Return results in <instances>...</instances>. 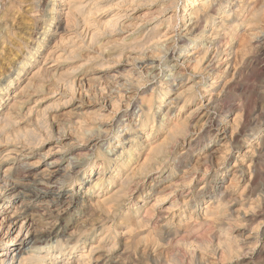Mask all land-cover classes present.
I'll list each match as a JSON object with an SVG mask.
<instances>
[{
  "label": "rangeland",
  "instance_id": "1",
  "mask_svg": "<svg viewBox=\"0 0 264 264\" xmlns=\"http://www.w3.org/2000/svg\"><path fill=\"white\" fill-rule=\"evenodd\" d=\"M86 1L88 5H84ZM86 1L72 2L80 6L75 10L76 18L72 16L67 18L69 27L66 34L56 35L44 50H39L36 60L34 62L29 60L33 65L28 62L24 65L27 68L22 72L25 80L23 84L28 82L32 71L42 69L43 71L39 73L41 75L32 79L33 83L37 80V83L43 86L39 88L35 83V86L27 87L24 93L19 95L22 106L19 109L4 110L8 116L13 112L14 114L9 117L13 118V123L7 128L8 133L6 130L2 137L0 136V187H2L0 190L3 191L0 193V237L2 239L7 237L12 221L29 219L32 216L35 218L34 228L48 231L51 234V245L57 246L52 253L56 256L58 254L59 257L55 264L72 262L78 259L81 253H88L91 246L101 247L97 255L100 260L96 262L94 258L89 264H264V21L256 40L247 41L243 51L238 49V43L224 46L226 43L221 39L224 37L222 32L214 34V37L206 42V46L211 47L210 50L206 54L203 53L205 57L204 55L200 57L198 69L194 70L191 68L193 65L187 67L179 55L187 51L186 43L192 44L196 41L199 31L191 34L192 39L188 40L181 36L182 31L179 30L168 42H165L168 36L164 35L163 31L159 35L160 38H156L160 42L158 46H149L144 50L136 49L133 52L131 48H127L131 38H142L145 32L154 30L160 23L166 24L172 19L175 11L180 22L179 14L185 0H126V4L131 7H138L131 19L135 24L128 29L125 26L109 25L110 28L106 23L110 16L103 14L100 17L94 13L96 9L97 12L102 10L101 7L111 0ZM216 1L218 5L223 6L219 12L221 16L230 13L231 9L235 10L226 4L228 0ZM67 2L68 0H65V3ZM52 3L51 0H0V88L10 78H15L19 73L20 62L29 52L35 50L33 38L45 24L48 9H55L51 10L52 16L56 15V11L65 12L68 7L61 5V0H53ZM218 5L214 6L216 9L201 12L203 25L206 24L209 13L215 12ZM225 6L227 10L224 9ZM196 7L192 5L189 18ZM60 8L64 11H59ZM121 8L126 6L123 5ZM243 8L244 6L236 8L233 13L235 18L239 14L238 11H242ZM118 11L120 10H116ZM65 21L59 19V23L63 25ZM50 23L54 25V22ZM103 24L108 27L105 29ZM53 25L50 28L53 29ZM173 25L174 23L171 26ZM175 27L173 30H178L176 24ZM246 28L247 25L244 24L241 31L244 32ZM246 34L239 38L240 42L244 40ZM71 39L73 42H70ZM97 43L101 44L100 47L106 44L105 50L99 48L102 50L99 52ZM249 44L253 45L250 50ZM53 49V54L50 53L52 57L50 54L49 57L47 54ZM224 49L222 57L227 58L229 62L226 65L229 66L228 79L225 80L227 85L217 105L212 106L214 108L210 114V123L206 127L198 128V132L191 137V144L187 142L190 141L189 138L172 148L159 171L156 169L142 176V171L138 170L126 188L120 205L116 206L110 201L107 203L109 207L111 206L109 208L98 202V198L106 194L107 190L96 186L95 182L101 176L97 173L104 172L101 177L105 183L114 178L119 169V162L124 160L123 157L118 159L117 157L122 145L128 141V136L136 137L139 143H136L133 151L131 150L137 159L141 152L138 163L154 140L145 139L150 131L144 133L141 128H134L130 135L124 137L121 146L113 148L117 143L114 139L119 133L118 128L124 119L135 122L130 120L138 118L139 112L143 114L146 110H142L144 97L150 96L149 92H153L155 94L153 114H156V124L160 130L153 131L152 137L155 134L157 137L164 136L168 130L165 126L167 111L174 106L172 109L175 113L174 102L181 104L180 99H175L178 91L200 81L197 93L202 94L214 76L207 77L208 75L203 73V67L213 58L216 51L221 52ZM129 54L135 59L130 58ZM49 68L48 79L46 75ZM180 84H183V87H180ZM168 85L174 91L170 94L169 100L164 102L167 106L158 111L157 101H160L159 96L164 94V88ZM13 90L11 89L9 93H13ZM191 105L192 103H188L182 112L187 114ZM88 117L92 120L90 121ZM93 118L96 120L93 121ZM14 126L21 128L16 129ZM90 126H93V129L87 128ZM24 127L33 133L27 135ZM85 127L87 130H84ZM107 128L111 129L110 136H106ZM138 130L142 131L139 135L134 133L139 132ZM115 132L116 134L112 136ZM107 137L113 140L111 144L108 143ZM105 157L109 159L104 161ZM52 161L58 162L62 173L54 179V186L46 185L49 188L44 193L5 189L13 180L24 182L23 178L28 173L31 178H35L28 182L37 185L47 184L49 176L41 174V171L44 167L51 169ZM138 163L135 162L134 165ZM103 164L110 166L108 171H105L104 167L101 169ZM171 164L176 165L172 167ZM90 171H94L93 177H87L88 181L82 184V180L86 179L84 177L88 176ZM161 186L169 190L166 192L169 201L165 205L169 213L158 218H150L151 215H146L145 209L156 197V192ZM104 187L106 188V184ZM139 197L150 199L144 204L136 200ZM27 204L31 207L25 213L24 208ZM205 204H210L208 211L203 208ZM131 224L134 227L130 226ZM186 226L191 227L187 229ZM14 234H9L11 235L9 241ZM71 245L74 248L69 252ZM50 261L51 259H48V262Z\"/></svg>",
  "mask_w": 264,
  "mask_h": 264
},
{
  "label": "bare ground",
  "instance_id": "2",
  "mask_svg": "<svg viewBox=\"0 0 264 264\" xmlns=\"http://www.w3.org/2000/svg\"><path fill=\"white\" fill-rule=\"evenodd\" d=\"M53 0H51L52 3ZM74 0H68L67 3H65V0H61V5H68V7L66 8L65 12H58L56 11V15H52V11L51 10H55V9H48L47 14H46V19L44 21V25L39 29L38 33L36 36H34V46H35V50L33 52H29L28 55L24 58V60H22L20 62V66L18 68V74L15 76V78H10L8 81L5 82L4 85H2V87L0 88V136L2 134H4L7 130V128L9 126H11V124L13 123V118L10 119L8 116V113H5V109L11 110V109H19L22 105H21V98L19 99V95L26 90L27 87H32L35 86L37 83L36 82L33 83V79L32 78H36L37 76L41 75L39 74L40 69L31 72V76L28 77V82L26 84L25 80H24V76H23V71L25 70L26 67H24V65L26 64V62H28V64L33 65L32 62H34L36 60L37 54L39 50H44L47 45L51 42V40H53L52 38L55 37L56 35L59 34H63L68 31V27H67V23H69V19L67 20V18L69 16H72L73 18H76V13L79 9L80 5H74L72 2ZM81 1V0H80ZM86 1V0H85ZM89 1V0H88ZM100 1H107V0H99ZM177 1V0H176ZM196 1V2H195ZM185 0L184 3L182 4L181 10H180V22H178V14L177 11H175L174 15L171 16L172 19H170L166 24L160 23L154 30H149L148 32H145V34L143 36H141L142 38H138V39H133L131 38L130 41L127 43V48H131V52L136 51V49L139 50H144L145 48L149 47V46H158L160 45V42L158 40H156V38L159 37V35H161V33L164 31V35L168 36L167 40L165 42H168L171 38L175 37V34L180 30L181 32V36L186 38V39H192V35L195 31H199V36H196V41L192 44L186 43L185 45V49H187V51H183L179 57L182 58V61L184 63H186L187 67L193 65L194 70H197V63L200 61V57H202V55L206 54V52H208L210 50V48H208L206 46V42L210 40L211 37H214L213 35H218L219 33L224 35L223 39L224 42L226 43V45L224 44V46H229V44H237L238 43V49L242 50L244 45L247 46V41L251 42L256 40L257 38V34L260 28H262L263 25V21H264V0H231V1H226V4H229V6H231L232 8H234L236 10V8L239 7H243L242 11H238V16H236V18L234 17L235 14L233 15V13L235 12V10L231 9L230 13H226L224 14V16L220 15V10L223 6H221V4H217L216 0ZM221 1V0H220ZM93 2V1H92ZM133 2V1H132ZM137 2V1H136ZM146 2V1H145ZM73 5H72V4ZM81 3V2H78ZM77 3V4H78ZM127 1L126 0H111L109 2H107L106 4H104L101 8L102 10L100 11H96L94 10L95 14L97 16L106 14L108 16H110L111 18L106 19V23H108L107 25L112 26V27H116V26H125L130 28L131 26H133L135 23V21L132 23L131 19L132 17H134L133 15L135 14L136 10L138 9V7H131L130 5L126 4ZM140 3V1H139ZM151 3V2H150ZM167 3V2H166ZM172 3V1H171ZM87 4L84 3V5ZM92 4V3H91ZM52 6H54V4H51ZM58 5V4H57ZM88 5V4H87ZM96 5V4H95ZM94 5V6H95ZM125 5L126 8H121V6ZM133 5V4H132ZM169 5V4H168ZM192 5H196L197 7L192 11L191 14H193L192 16H190L189 18V13L191 11V7ZM218 5L217 10L215 12H210L209 16L206 17V24L203 25L202 22V18L203 16L201 15V12L204 11H208L209 9L215 8L214 6ZM224 5V4H223ZM157 6V5H156ZM165 6V4H164ZM177 6V5H176ZM63 7V6H62ZM66 7V6H65ZM86 7V6H83ZM81 7V8H83ZM163 9V6H161ZM179 8V6H177ZM11 8V7H10ZM174 8V7H173ZM9 8H5V10H7ZM13 9V8H12ZM39 9V8H38ZM85 9V8H84ZM93 9V8H92ZM158 9V8H157ZM216 9V8H215ZM226 9V6L224 8ZM230 9V8H229ZM4 10V11H5ZM57 10V8H56ZM64 11V9H59V11ZM91 10V9H90ZM116 10H120L118 12H116ZM239 10V9H238ZM12 11V10H11ZM92 11V10H91ZM90 11V12H91ZM161 11V9L159 10ZM158 11V12H159ZM222 11V10H221ZM17 12V11H16ZM81 12V11H80ZM116 12V13H115ZM157 12V10H156ZM179 12V11H178ZM229 12V11H228ZM245 12V14H244ZM86 14V12H84ZM205 13V12H204ZM207 13V12H206ZM79 14V12H78ZM1 15V14H0ZM90 15V14H88ZM155 15V14H154ZM81 16V15H80ZM86 16V15H84ZM105 16V15H104ZM10 17V16H9ZM8 17V18H9ZM78 17V16H77ZM88 17V16H87ZM154 17V16H153ZM170 17V18H171ZM85 18V17H84ZM82 17V19H84ZM137 18V17H136ZM219 18H221V20H219ZM59 19H64L65 21V25H63V23H59ZM75 20V19H74ZM98 20V19H97ZM54 22L51 24L50 22ZM72 21V20H71ZM70 21V22H71ZM100 21V18H99ZM101 21H103L101 19ZM105 21V20H104ZM137 21V20H136ZM147 21V20H146ZM83 22V20H82ZM97 22V21H96ZM73 23V22H72ZM70 23V24H72ZM143 23V22H142ZM174 23L173 26H171ZM141 24V23H140ZM178 26V30L174 29L173 27ZM247 25L246 30L243 32L241 31V28L243 25ZM54 26L53 29L50 28L51 26ZM106 25V24H105ZM105 25L103 24V26L105 27ZM107 26V27H108ZM109 26V27H110ZM75 27V26H74ZM105 27V29L107 28ZM166 27V28H165ZM111 28V27H110ZM137 28H138V24H137ZM135 28V29H137ZM114 29V28H113ZM166 29V32H165ZM245 29V28H244ZM258 29V31H256ZM112 30V29H111ZM132 30V29H131ZM262 30V29H261ZM98 31V30H97ZM108 31V30H107ZM134 31V30H133ZM152 31V32H151ZM7 32V31H6ZM113 32V30H112ZM132 32V31H131ZM261 32V31H260ZM97 33V32H96ZM94 33V34H96ZM99 33V32H98ZM97 33V34H98ZM101 33V32H100ZM99 33V34H100ZM110 33V30H109ZM244 33H247L244 37V40H242L240 42L239 38H243L242 35ZM7 34V33H6ZM64 34V35H65ZM93 34V35H94ZM96 34V35H97ZM129 34V33H128ZM172 34V35H171ZM8 35V34H7ZM72 35V34H71ZM95 35V36H96ZM263 35V34H262ZM95 36H92L95 37ZM98 36V35H97ZM96 36V38H98ZM194 36V35H193ZM222 36V35H221ZM68 38V37H66ZM75 38V37H74ZM95 38V39H96ZM160 38V37H159ZM263 38V37H262ZM5 39V38H4ZM60 39V38H59ZM94 39V40H95ZM166 39V38H165ZM261 39V38H260ZM164 40V37H163ZM2 41V40H1ZM4 41V40H3ZM77 41V40H76ZM96 41V40H95ZM98 41V40H97ZM117 41V40H116ZM121 41V40H120ZM161 41V40H160ZM70 42H73V40L71 39ZM100 42V41H99ZM223 42V43H224ZM240 42V43H239ZM263 42V41H262ZM6 43V42H5ZM5 43L3 45H5ZM66 43V42H65ZM78 43V42H76ZM91 43V42H90ZM111 43V42H110ZM109 43V44H110ZM113 43V42H112ZM246 43V44H245ZM255 43V42H254ZM259 43V42H258ZM73 44V43H72ZM79 44V43H78ZM77 44V45H78ZM98 44V43H97ZM100 44V43H99ZM99 48H104V46L100 45ZM174 44V43H173ZM176 44V43H175ZM2 45V44H1ZM75 45V44H74ZM165 45V44H164ZM167 45V44H166ZM217 45V44H216ZM262 45V44H260ZM66 46V45H65ZM81 46V45H80ZM168 46V45H167ZM218 46V45H217ZM216 46V47H217ZM222 46V44H221ZM220 46V47H221ZM250 48L248 50L251 49V46L253 47V45H250ZM264 46V45H263ZM3 47V46H2ZM62 47V46H61ZM106 47V46H105ZM171 47V46H170ZM174 47V46H173ZM213 47V46H212ZM233 47V46H232ZM258 47V45H257ZM256 47V48H257ZM116 49V48H115ZM217 49V48H216ZM231 49V48H230ZM69 50V49H68ZM67 50V51H68ZM74 49H72L73 51ZM81 50V49H80ZM101 49H99L98 51L100 52ZM105 50V48L103 49ZM129 50V49H128ZM160 50V49H159ZM238 50V51H239ZM246 49H244L245 51ZM264 50V47H263ZM71 53V50H69ZM68 51V53H69ZM78 51V50H77ZM107 51V50H106ZM113 51V49L111 50ZM130 51V50H129ZM161 51V50H160ZM171 51V50H170ZM243 51V50H242ZM52 52H54V49L51 50L50 52H48V56L50 57L51 54H53ZM74 53H76L75 51H73ZM102 52V50H101ZM105 52V51H104ZM215 52V49H214ZM225 49L221 52L216 51L215 55L213 56V58L207 63L206 61V65L203 67V73L207 74L209 76L214 75L211 78L210 81V85H208V87H206V89H204L203 93L198 94L197 93V85L198 83H200V81L194 83V84H189L190 86L188 87H184V89L182 88V90L178 91V95L175 99H180L181 100V104H176L174 102V104L176 105V111L175 113H173V109L174 106H171V109L167 111L166 114V119H165V126L168 127V130L165 131L166 134H164V136H159L157 137L156 134L155 136L152 137V132L155 131L156 129H158V131L160 130V128H157V124H156V119H155V115L153 114V104H154V99H155V94L152 92H149L150 96H145L144 100H143V108L142 110L146 109L143 114L139 112L138 114V118H132V120L130 121H135V122H129L127 121L128 119H124L125 121L123 122V124L120 126V128H118L119 133L115 136V142L116 145H113V148H118L119 146L122 145L124 137L127 135H130L129 133L134 129V128H141L142 130H144L143 132H147L150 133L146 136L145 139L149 140H153V142H151L149 149L145 152V154L142 156L140 162L138 163L137 161H139L138 159L140 158V154L141 152L138 154V159L137 157H135V155H133L134 152H131V150L133 151V149L136 146V143H138L137 138L136 137H129L128 136V141L122 145V148L120 149V153L119 156L117 157V159L119 157H123L124 160H122L121 162H119V169L116 171V175L114 176L113 179L109 180L108 182L103 181V178L101 177L103 175V171H98V175H101L100 178L98 179L96 183V186L99 187L100 189H106L107 192L106 194H104L102 197L98 198V202L103 203V205H107V203L110 201L112 203H115L116 206L120 205L121 202L123 201V196L126 193V188L128 187V185L131 183V181L133 180L134 176L137 175V171L139 170L142 174V176L148 174L149 172L156 170L159 171L160 170V166L163 165L165 163V160L167 157H169L170 153L172 152V148H174L177 144H182L184 142V140H187L190 138V141H187L188 144H191V137L192 135L194 136V134L196 132H198V128H203L206 127V125H208L210 123V114L211 111L214 107H212L214 104L217 105V103L219 102V99L221 97L222 92L224 91V89H226V85L227 82H225L226 79H228V70H229V66L227 65V58L222 57L221 53H224ZM246 52V51H245ZM242 52V53H245ZM46 53V52H45ZM51 53V54H50ZM81 52H79L80 54ZM98 53V52H97ZM204 53V54H203ZM50 54V55H49ZM72 54V53H71ZM149 54V53H148ZM157 54V52L155 53V55ZM226 54V53H225ZM235 54V53H234ZM237 54V53H236ZM46 55V56H47ZM120 56V54H118ZM122 55V54H121ZM130 55V58H132L133 56ZM159 55V54H158ZM232 55V54H231ZM244 55V54H242ZM94 56V55H93ZM141 56V55H140ZM52 57V55H51ZM86 57V56H84ZM117 57V56H116ZM160 57H162V54L160 55ZM205 57V55H204ZM47 58V57H46ZM76 58V57H75ZM108 58V57H107ZM119 58V57H117ZM134 58V57H133ZM142 58V57H141ZM211 58V57H210ZM229 58V56H228ZM48 59V58H47ZM135 59V58H134ZM164 59V58H163ZM28 60V61H27ZM32 61V62H29ZM45 60V59H44ZM137 60V59H136ZM161 61V60H160ZM45 62V61H44ZM60 64V63H59ZM104 64V63H103ZM102 64V66H103ZM229 64V62H228ZM262 64V63H261ZM101 65V64H100ZM185 65V66H186ZM203 66V65H202ZM261 66V65H260ZM24 67V68H23ZM171 67V66H170ZM231 67V66H230ZM41 68H46V67H42ZM186 68V67H185ZM202 68V67H201ZM190 69V68H189ZM30 70V69H29ZM46 70V69H45ZM49 70L48 69V74L46 75L47 78L49 76ZM52 70V69H51ZM56 70V69H55ZM68 70V69H67ZM67 70L65 72H67ZM74 70V69H73ZM179 70V69H178ZM43 71V70H42ZM53 71V70H52ZM69 71V70H68ZM202 71V70H201ZM57 72V71H56ZM55 72V73H56ZM189 72V71H188ZM47 73V72H46ZM161 73V72H160ZM191 73V72H190ZM202 73V75H203ZM215 73V74H214ZM28 74V73H27ZM51 74L54 75V73L52 72ZM159 74V73H158ZM52 75V76H53ZM59 75V74H58ZM191 75V74H190ZM103 76V75H102ZM200 76V75H199ZM55 77V76H53ZM61 77V75H60ZM152 77V76H150ZM160 77V76H159ZM29 78L31 80H29ZM41 78V77H40ZM44 78V77H43ZM67 78V77H66ZM73 75H72V79H73ZM49 79V78H48ZM47 79V80H48ZM46 80V79H45ZM67 80V79H66ZM69 80V78H68ZM67 80V81H68ZM155 80V79H154ZM35 81V80H34ZM80 81V80H79ZM162 81V80H161ZM227 81V80H226ZM44 82V81H43ZM42 83V82H41ZM74 83V81H73ZM161 83V82H160ZM206 83V82H205ZM46 84V83H45ZM44 84V85H45ZM69 84V83H68ZM85 84V83H84ZM72 85V84H69ZM81 85V84H80ZM202 85V84H201ZM37 87L40 88V86H43L42 84H38L36 85ZM210 86V87H209ZM72 87V86H71ZM180 87H183V84H180ZM204 87V86H203ZM14 89L13 93H9L11 89ZM73 88V87H72ZM154 88V87H153ZM205 88V87H204ZM29 89V88H28ZM202 89V88H201ZM54 90V89H53ZM69 90V89H68ZM33 91V90H32ZM72 91V90H71ZM173 88H171L170 85L166 86L164 88V94L160 97V101H157L158 104V111H161V108L164 106H167V104H165L164 102H166V100H169L170 94L173 92ZM199 91V90H198ZM31 92V90H30ZM35 92V91H34ZM139 92V91H138ZM135 94V93H134ZM177 94V93H176ZM54 95V94H53ZM146 95V94H145ZM174 95V94H173ZM176 96V95H175ZM24 97V96H23ZM223 97V96H222ZM24 99V98H23ZM142 101V100H141ZM174 101V100H173ZM188 103H192L190 109L187 111V114L184 112H182L185 109V106ZM170 104V103H169ZM130 105V104H129ZM221 105V104H220ZM24 106V105H23ZM190 106V105H188ZM187 106V107H188ZM220 107V106H219ZM96 108V107H95ZM169 108V107H168ZM156 109V108H155ZM4 111V112H3ZM30 111V110H29ZM19 112V111H18ZM45 112V110H44ZM103 112V111H102ZM112 112V110H111ZM43 113V112H42ZM8 114V115H7ZM87 114V113H86ZM88 114H90L88 112ZM97 114V113H96ZM186 114V115H184ZM20 115V114H19ZM25 115V114H24ZM37 115V114H36ZM43 115V114H42ZM95 115V112L94 114ZM99 115V114H98ZM29 116V115H28ZM38 116V115H37ZM84 116V114H83ZM92 116V115H91ZM90 116V117H91ZM97 116V115H96ZM94 116V117H96ZM101 116V115H100ZM144 116V117H143ZM213 116V115H212ZM232 116V115H231ZM98 117V116H97ZM127 117V116H126ZM143 117V118H142ZM37 118V117H34ZM40 118V117H38ZM100 118V117H99ZM142 118V119H141ZM215 118V117H214ZM88 119H90L88 117ZM95 118H93V121ZM15 120L17 121V118L15 116ZM32 120V119H31ZM37 120V119H36ZM92 120V118L90 119V121ZM214 120V119H213ZM33 121V120H32ZM106 121V120H105ZM138 121H140L138 123ZM15 122V121H14ZM88 122V121H87ZM104 122V121H103ZM30 123V122H28ZM38 123V122H37ZM47 123V122H46ZM15 124V123H14ZM28 125V124H27ZM25 125V126H27ZM41 125V124H40ZM43 125V124H42ZM92 125V124H91ZM96 125V124H95ZM94 125V126H95ZM98 125V124H97ZM224 125V124H223ZM227 125V124H226ZM225 125V126H226ZM13 126V125H12ZM31 126V125H30ZM38 126V124H37ZM87 126V125H86ZM115 126V125H114ZM164 126V127H165ZM224 126V127H225ZM15 127V126H14ZM17 127V126H16ZM15 127V128H16ZM20 127V126H19ZM17 127V128H19ZM42 127V126H41ZM93 126L87 127V128H92ZM110 127V126H109ZM223 127V128H224ZM16 128V129H17ZM21 128V127H20ZM32 128V127H31ZM84 128V126H83ZM197 128V130H196ZM35 129V128H34ZM46 129V127H45ZM93 129V128H92ZM100 129V128H99ZM108 129V128H107ZM20 130V129H19ZM26 130V134H32L33 131H28ZM81 130V129H80ZM84 130H87L86 127ZM111 129L109 128L108 130H106V136L110 134ZM39 131V130H38ZM89 131V130H88ZM102 131V130H101ZM139 131V130H138ZM226 131V130H224ZM228 131V129H227ZM230 131V130H229ZM232 131V129H231ZM13 132V131H12ZM20 132V131H18ZM22 132V131H21ZM20 132V133H21ZM47 132V130H46ZM163 132V131H162ZM8 133V130L7 132ZM15 134V132H13ZM136 134H141L142 131L139 132H134ZM143 133V134H144ZM212 133V132H211ZM13 134V135H14ZM18 134V133H17ZM24 134V133H22ZM47 134V133H46ZM78 134V133H77ZM116 134V132L112 135L114 136ZM224 134V133H223ZM80 135V134H79ZM146 135V134H145ZM158 135V134H157ZM210 135V134H209ZM7 136V135H6ZM5 136V138H6ZM81 136V135H80ZM83 136V135H82ZM85 136V135H84ZM110 136V135H109ZM108 136V137H109ZM2 137V136H1ZM0 137V138H1ZM107 137V138H108ZM152 137V138H151ZM16 138L18 139L19 137L16 135ZM15 138V139H16ZM24 138V137H23ZM85 138V137H84ZM97 138V137H96ZM8 139V138H7ZM11 139V138H10ZM9 139V140H10ZM12 140V142H14V140ZM105 139V138H104ZM2 141V140H1ZM27 141V140H25ZM24 141V142H25ZM111 141L113 140H109L108 138V143L111 144ZM141 141V140H139ZM145 141V140H144ZM8 142V141H7ZM16 142H18L16 140ZM38 142V140H37ZM148 142V141H146ZM186 142V141H185ZM150 143V142H149ZM17 144V143H16ZM19 144V143H18ZM28 144V143H27ZM139 144V143H138ZM250 144V143H249ZM15 145V143H14ZM23 145V144H22ZM29 145V144H28ZM36 145V144H35ZM43 145V144H41ZM185 145V144H184ZM216 145V144H215ZM247 145V144H246ZM38 146V145H37ZM133 146V147H132ZM32 147V146H31ZM181 147V146H180ZM188 147V146H187ZM24 148V147H23ZM29 148V147H28ZM247 148V147H246ZM97 149V148H96ZM144 149V148H142ZM146 149V148H145ZM182 149V148H181ZM86 150V149H85ZM84 150V151H85ZM15 151V150H14ZM112 151V150H110ZM135 151V150H134ZM177 151V150H176ZM82 152V151H81ZM76 153V152H75ZM88 153V152H87ZM94 153V151H93ZM137 153V152H136ZM197 153V152H196ZM14 155V154H13ZM99 155V154H98ZM195 155V154H194ZM85 156V155H84ZM97 156V155H96ZM101 156V155H100ZM83 157V156H82ZM115 157V156H114ZM240 157V156H239ZM45 158V156H44ZM95 158V157H94ZM103 158V157H102ZM26 159V158H25ZM109 158H104V161H106ZM58 160V159H57ZM170 160V159H169ZM176 160V159H175ZM26 161V160H25ZM59 161V160H58ZM18 162V161H17ZM136 163H138V165L136 164V166L134 165ZM12 164V163H11ZM51 165V169H49L48 167H44L43 170L41 171V174L45 175V176H49L47 178L48 183L44 184V185H37V184H33L28 182L29 180H35L34 177L31 178V176H29L28 174L25 175V177L23 178L25 181L24 182H19L16 179V182L13 180V182H11V184L6 185L7 190H21V191H28V192H32V193H44L49 187H46V185H51L54 186L55 184V178L58 175H61L59 173H62V169L61 167L58 166V162L57 161H52L50 163ZM101 165V164H100ZM104 165V164H103ZM101 166V169L103 168L105 171H108V169L110 168V166H106V164L104 166ZM176 164H171L172 167H175ZM21 166V165H20ZM19 166V167H20ZM85 166V165H84ZM138 166V167H137ZM170 166V167H171ZM95 167V166H94ZM86 168V167H85ZM112 168V167H111ZM99 169V168H98ZM167 169V168H166ZM175 169V168H174ZM8 170V169H7ZM15 170V169H14ZM193 170V169H192ZM226 171V170H225ZM7 173V171H5ZM28 172V171H27ZM94 172V171H93ZM93 172L90 171L89 175L84 177V179L87 177H93ZM184 173V172H183ZM189 173V172H188ZM2 174V173H1ZM159 174V173H158ZM165 174V173H164ZM193 174V173H192ZM6 175V174H5ZM4 175V176H5ZM105 175V174H104ZM184 175V174H183ZM186 175V174H185ZM223 175V173H222ZM16 176V175H15ZM20 176V175H19ZM182 176V175H181ZM191 176V175H190ZM96 177V176H95ZM155 177V176H154ZM177 177V176H176ZM192 177V176H191ZM3 178V177H2ZM10 178V177H9ZM14 178V177H12ZM88 178V179H89ZM147 178V177H146ZM223 178V177H222ZM82 180V184L83 182H87V180ZM139 179V178H138ZM156 179V178H155ZM5 180V179H4ZM8 180V179H7ZM21 180V179H20ZM70 180V179H69ZM182 180V179H181ZM27 181V183H26ZM96 181V180H95ZM136 181V180H135ZM154 181V180H153ZM1 182V181H0ZM146 182V181H145ZM205 182V181H204ZM147 183V182H146ZM153 183V182H152ZM2 184V183H1ZM7 184V182H6ZM42 184V183H41ZM62 184V183H61ZM73 184V183H72ZM106 184V188L104 187ZM3 185V184H2ZM95 185V184H94ZM151 185V184H150ZM136 186V185H135ZM171 186V184H170ZM90 187V186H89ZM104 187V188H103ZM134 187V186H133ZM2 187H0L1 189ZM98 188V189H99ZM131 189V188H130ZM59 190V189H58ZM128 190V189H127ZM136 190V189H135ZM10 191V192H11ZM84 191V190H83ZM147 191V190H146ZM169 191L167 190V187H162L159 188V190L156 192V197H154L150 203L148 204V207L145 209L146 215L150 216V218L152 217H161L162 215L169 213V211L165 208V205L167 204V202L169 201L166 195V192ZM3 191L0 190V193H2ZM9 192V191H8ZM105 192V191H104ZM142 193L144 191H141ZM7 193V192H6ZM5 193V194H6ZM100 193V192H99ZM133 193V192H132ZM172 193V192H171ZM35 194H33V196H35ZM84 194V193H83ZM141 194V193H140ZM40 195V194H39ZM93 195V194H92ZM131 195V194H130ZM152 195V194H151ZM193 196V195H192ZM209 196V195H208ZM14 197V196H11ZM169 197V196H168ZM174 197V196H173ZM213 197V196H212ZM28 198V197H27ZM96 198V196H95ZM186 198V197H185ZM55 199V198H54ZM149 197H142L140 199L137 198L136 200L139 202H142L144 204L147 203V201L149 200ZM24 200V199H23ZM31 200V199H30ZM92 201V200H91ZM175 201V200H174ZM183 201V200H182ZM214 201V200H213ZM15 202V201H14ZM200 202V201H199ZM220 202V201H219ZM108 203V204H109ZM136 203V202H134ZM185 203V202H184ZM207 203V202H206ZM4 204V203H3ZM11 204V203H10ZM52 204V203H51ZM127 204V202H126ZM176 204V203H175ZM44 205V204H42ZM206 205V204H205ZM222 205V204H220ZM20 206V205H19ZM33 206V205H32ZM49 206V205H48ZM108 206V205H107ZM134 206V205H133ZM175 206V205H174ZM187 206V205H186ZM202 206V205H201ZM3 207V206H2ZM12 207V206H11ZM30 205L27 204L26 207L24 208L25 213L27 211L30 210ZM65 207V206H64ZM105 207V206H104ZM109 207V206H108ZM111 207V206H110ZM109 207V208H110ZM210 204L206 205L205 207H203L206 211L209 210ZM219 207V206H218ZM50 208V207H49ZM3 209V208H2ZM8 209V208H7ZM48 209V208H47ZM6 210V209H5ZM22 210V209H21ZM33 210V209H32ZM36 210V209H35ZM197 210V209H196ZM38 211V209L36 210ZM53 211V210H52ZM55 211V210H54ZM114 211V210H113ZM112 211V212H113ZM226 212V210H224ZM44 212V211H43ZM144 212V211H143ZM219 212V211H218ZM34 213V212H33ZM39 213V212H38ZM223 213V212H222ZM41 214V213H40ZM43 214V213H42ZM144 214V213H143ZM181 214V213H180ZM209 214V213H208ZM212 214V213H211ZM215 214V213H214ZM21 215V214H20ZM24 215V213H23ZM167 215V214H166ZM185 215V214H184ZM143 216V215H142ZM192 216V215H191ZM194 216V215H193ZM46 217V216H45ZM49 217V216H48ZM190 217V216H189ZM206 217V216H205ZM208 217V216H207ZM213 217V214L212 216ZM194 218V217H193ZM23 219V218H22ZM35 218H29V219H23V220H15L12 221L9 225V230L10 233H15L14 237H12V239L10 238L9 241V234L7 235L6 238L8 239H0V264H55L57 262V260L59 259L58 254L56 255H52L53 252H55L56 249V245H51V234L46 231V230H36L34 228V220ZM139 219V218H137ZM202 219V218H201ZM213 219V218H212ZM5 220V219H4ZM10 220V219H9ZM50 220V219H49ZM54 220V219H53ZM133 221V219H131ZM157 220V219H156ZM129 221V220H128ZM196 221V220H195ZM213 221V220H212ZM211 221V222H212ZM217 221V220H215ZM20 222V223H19ZM156 222V221H155ZM154 222V223H155ZM209 222V221H208ZM135 223V222H134ZM153 223V222H152ZM189 223V222H188ZM193 223H195L193 221ZM200 223V222H199ZM215 223V222H214ZM156 224V223H155ZM206 224V223H205ZM209 224V223H207ZM210 225V224H209ZM130 226H133V224H131ZM188 226V224H187ZM186 226V227H187ZM196 226V225H193ZM134 227V226H133ZM191 227V226H190ZM190 227L187 229H190ZM2 228V227H1ZM43 228V227H42ZM7 231V232H8ZM108 231V230H107ZM226 231V230H225ZM81 233V232H80ZM7 234V233H6ZM106 234V233H105ZM228 234V233H227ZM53 235V233H52ZM106 237V236H105ZM109 238V237H108ZM103 239V238H102ZM101 239V240H102ZM105 239V238H104ZM237 241V240H236ZM72 242V241H71ZM238 242V241H237ZM64 244V243H63ZM62 244V246H63ZM78 244V243H77ZM76 244V245H77ZM91 244V243H90ZM100 244V242H99ZM114 245V244H112ZM111 245V246H112ZM60 246V245H59ZM83 246V245H82ZM110 246V245H109ZM236 246V245H235ZM28 247V248H27ZM108 247V246H105ZM74 246L71 245V247H69V252H72ZM101 247H97V246H91V248L89 249V251H87L88 253H84L81 255H78V259H74L72 262L70 261H66L63 264H89L92 262V260L95 258V261L98 262L99 256L98 252L99 249ZM109 248V247H108ZM61 250V249H60ZM57 251V250H56ZM51 255V257H49ZM68 255V254H67ZM96 255V256H95ZM223 257H225L223 255ZM227 258V257H225ZM48 259H51L50 262H48ZM231 259V258H230ZM103 263V262H102Z\"/></svg>",
  "mask_w": 264,
  "mask_h": 264
}]
</instances>
